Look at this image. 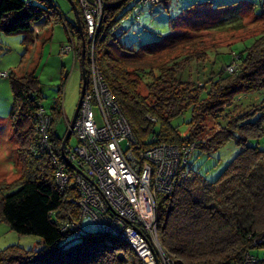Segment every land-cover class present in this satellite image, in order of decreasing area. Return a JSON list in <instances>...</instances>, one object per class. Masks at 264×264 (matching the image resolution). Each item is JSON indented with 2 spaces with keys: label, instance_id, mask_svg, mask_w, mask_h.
<instances>
[{
  "label": "trees",
  "instance_id": "16d2710c",
  "mask_svg": "<svg viewBox=\"0 0 264 264\" xmlns=\"http://www.w3.org/2000/svg\"><path fill=\"white\" fill-rule=\"evenodd\" d=\"M72 1L78 23L75 18L70 27L75 33L78 59L79 31L84 44L85 31L82 16ZM124 1L111 0L103 9L93 57L105 86L129 122L137 147L192 143L189 159L194 150L209 153L228 140L241 147L213 181L197 183L189 170L184 172V167H180L177 176L186 173L185 176L179 181L176 177L169 193L155 195V227L163 252L172 259V264H244L246 256L258 262L248 254V249L253 243L264 245V149L246 142L264 137V32L251 37L236 52L238 68L234 73L218 70L214 82L200 87L182 80L181 73L189 67L185 54L154 67L149 65L147 70L142 67L134 70L133 65L150 56L161 60L164 50L184 43L189 34L198 30L238 24V14L225 9L216 18L217 7L199 14L203 9L199 4L195 17L186 14L184 18L194 21L189 28L167 36L160 44L132 50L122 48L116 39V34L122 31L118 23L122 14L116 15V10ZM129 1L130 11L137 17L143 9L151 11L168 0H158L152 8L140 7L138 11L132 10L136 0ZM43 12L31 0H0V34H21V43L28 45L33 41L31 25L38 22ZM83 58L86 69L85 51ZM60 72L65 78L66 70L61 68ZM144 74L153 77L142 81ZM7 78L11 91L8 119L11 133L19 140L16 152L24 165L21 164L15 185L0 188V221L19 235L37 236L40 247L30 250L8 245L0 249V264H140L125 243L99 233L95 227L94 231L85 232L81 225L76 237L69 234L70 230H60L59 225L66 217L77 220L79 213L77 206L69 202L76 197L74 188L60 191L53 182L52 159L62 163L60 141L68 122L62 118L60 102H54L51 112L40 105L35 75L12 77L8 71ZM141 82L145 95L140 94ZM254 92L262 95L263 102L257 108L227 119L222 115L234 107L231 101L237 100L239 94ZM185 110L189 115L186 122L189 131L181 137L171 121ZM146 115L155 121H146ZM211 116L216 117L219 127L203 139L199 133ZM42 117L49 119L45 130L46 147L51 146V155L46 148L40 150L43 144L36 136ZM60 121L63 130L59 135L55 126Z\"/></svg>",
  "mask_w": 264,
  "mask_h": 264
},
{
  "label": "rangeland",
  "instance_id": "374dc122",
  "mask_svg": "<svg viewBox=\"0 0 264 264\" xmlns=\"http://www.w3.org/2000/svg\"><path fill=\"white\" fill-rule=\"evenodd\" d=\"M31 1L32 5L44 9L38 22L31 25L33 41L24 46L21 43V34H0V72L9 71L12 77L23 76L26 73L35 75L39 85L40 105L46 112H51L54 102H60L62 118L69 122L80 90V55L77 59L75 54L77 60H73L72 54L68 53L59 60L58 52L61 50L60 46L67 43V29L72 35L73 42L75 41L74 30L70 27V23H74V12L67 0ZM50 4L56 8L54 9ZM199 4L203 7L198 11L199 14L207 13L209 8L215 7L219 9L214 11L216 18L220 17L221 12L225 9L232 14H238V24L210 30L201 29L191 33L184 43L164 50L160 55L161 60L158 61L156 56L145 57L133 65L134 70L137 67L147 70L149 65L154 67L173 57L185 54L189 67L181 73L182 80L191 81L200 87L206 83L209 85L214 82L216 72L218 70L224 72L230 61V64L234 66L233 70L236 71L238 66L235 63L239 57L236 52L242 49L251 37L264 32V0H168L165 3H159L151 11L143 9L137 17L130 11V1L126 0L116 10V15L122 14L121 20L118 22L122 31L116 34L117 43L122 48L132 50H138L153 43L160 44L162 39L165 40L167 36L179 31L183 32L190 27L194 21L184 18H187L186 14L195 17ZM36 30L37 32L34 33ZM68 44L71 42L69 41ZM61 68L66 70L65 78L61 76ZM152 77L150 74H144L142 81H149ZM87 79V73H85L83 91ZM140 94L145 95L142 82ZM261 97L262 95L256 92L239 94L237 100L231 101L234 102V107H229L225 111L226 115L224 113L222 115L227 119L236 116L239 112L244 113L257 108L263 102ZM10 101L11 91L8 78H0V188L3 189L17 183L21 164L24 165V161L21 157L19 159L16 152L19 140L11 133L8 119ZM188 118V110H185L171 121L181 137H184L189 131L186 123ZM218 127L216 117H209L204 129L199 133L200 137L204 139L207 134H212ZM55 129L60 135L63 130L61 121L56 124ZM74 143V137L70 136L64 146H73ZM246 145L264 149V137L257 142L247 140ZM239 150L241 147L230 140L209 153L194 150L193 156L188 160L183 171L189 170L197 183L213 181ZM185 174L178 175V181ZM82 229L85 232L95 230L93 224L87 220L82 222ZM39 241L37 236L15 233L0 221V249L16 244L24 249L37 250L40 247ZM248 254L257 258L258 262L253 264H264V245L253 243L248 249Z\"/></svg>",
  "mask_w": 264,
  "mask_h": 264
},
{
  "label": "built area",
  "instance_id": "2783aa9c",
  "mask_svg": "<svg viewBox=\"0 0 264 264\" xmlns=\"http://www.w3.org/2000/svg\"><path fill=\"white\" fill-rule=\"evenodd\" d=\"M74 2L84 22V69L88 79L70 130L75 143L60 147L62 163L52 159L54 185L60 191L72 186L76 197L69 202L79 210L77 220L66 217L59 225L60 230H70L69 234L76 237L81 223L87 220L99 233L125 243L140 264H172L156 234L155 195L172 190L179 168L184 167L192 154L193 144L158 143L147 148L137 147L129 122L105 86L93 57L102 12L111 0ZM157 3L158 0H136L132 10L152 8ZM67 39L71 44L67 40L60 46L58 59L71 53L72 59L77 60L68 29ZM230 63L226 65L229 73L235 70ZM7 77L8 72H0V78ZM145 120L155 121L150 115ZM48 122L47 117L41 118L36 136L43 144L40 150L46 148L51 155V146L46 147ZM253 263L246 256L244 264Z\"/></svg>",
  "mask_w": 264,
  "mask_h": 264
},
{
  "label": "water",
  "instance_id": "95a60500",
  "mask_svg": "<svg viewBox=\"0 0 264 264\" xmlns=\"http://www.w3.org/2000/svg\"><path fill=\"white\" fill-rule=\"evenodd\" d=\"M67 1L69 2L70 6H71V8H72V10L74 12V16L76 18V22L78 23V19L76 17V8H75L73 2H72V0H67ZM77 26H78V30H80L78 24H77ZM79 37H80V44H79V46H80V52H79L80 60H79V65H80V69H81L80 90H79V96H78V100H77L75 109H74V111L72 113V116H71L69 122H68V126L66 128V131L64 133V136H63V138L60 141L61 147H63V145L65 144V142L67 141V139L70 136V130H71L72 124H73V122L75 120L77 111H78V107H79V104H80V101H81V97H82V93H83V88H84V84H85V80H84V74H85V72H84V67H83L84 43H83V37H82L80 31H79Z\"/></svg>",
  "mask_w": 264,
  "mask_h": 264
},
{
  "label": "crops",
  "instance_id": "0c3cea01",
  "mask_svg": "<svg viewBox=\"0 0 264 264\" xmlns=\"http://www.w3.org/2000/svg\"><path fill=\"white\" fill-rule=\"evenodd\" d=\"M230 2V1H229ZM251 10H253V8H251ZM37 32V30L34 32V33H36Z\"/></svg>",
  "mask_w": 264,
  "mask_h": 264
},
{
  "label": "clouds",
  "instance_id": "9594fccd",
  "mask_svg": "<svg viewBox=\"0 0 264 264\" xmlns=\"http://www.w3.org/2000/svg\"><path fill=\"white\" fill-rule=\"evenodd\" d=\"M84 67V66H83ZM85 70V69H84Z\"/></svg>",
  "mask_w": 264,
  "mask_h": 264
},
{
  "label": "flooded vegetation",
  "instance_id": "af4514ba",
  "mask_svg": "<svg viewBox=\"0 0 264 264\" xmlns=\"http://www.w3.org/2000/svg\"><path fill=\"white\" fill-rule=\"evenodd\" d=\"M93 53H94V51H93Z\"/></svg>",
  "mask_w": 264,
  "mask_h": 264
}]
</instances>
